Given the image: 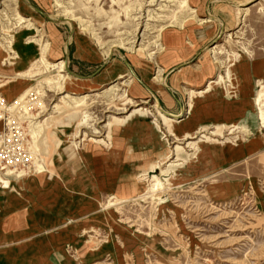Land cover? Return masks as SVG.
Listing matches in <instances>:
<instances>
[{"label": "rangeland", "instance_id": "rangeland-1", "mask_svg": "<svg viewBox=\"0 0 264 264\" xmlns=\"http://www.w3.org/2000/svg\"><path fill=\"white\" fill-rule=\"evenodd\" d=\"M19 72L22 108L0 92V264H264V0H0V84ZM154 103L208 127L137 181L176 144Z\"/></svg>", "mask_w": 264, "mask_h": 264}, {"label": "crops", "instance_id": "crops-1", "mask_svg": "<svg viewBox=\"0 0 264 264\" xmlns=\"http://www.w3.org/2000/svg\"><path fill=\"white\" fill-rule=\"evenodd\" d=\"M234 6H235V10H236L235 11V14L238 17V21L240 22L242 20L241 18L249 12L248 9L250 7L249 8H243L244 10H242L241 7H238V5L234 4ZM207 16H209V15H207ZM212 21L213 20L211 19L210 22H212ZM205 23H209V22H203V23H199L198 22L199 25L205 24ZM229 34H234V33H229ZM181 37H182L181 34L175 35L174 41L176 43L180 42ZM188 44H190V43H188ZM213 63H215V62L213 61ZM216 63H218V62H216ZM205 65L206 66H204V65H197L198 66L197 68L195 67V68H192V69L195 72L202 70L203 67H206V68L209 69V67L207 66V64H205ZM204 70H205V68H204ZM18 75H20V76H18ZM23 75H24V73H20L19 72V73L16 74L15 77H11L10 80L5 81L4 83L0 84V88H1L0 89V92L5 93V95H7V97H11L12 95L16 94L17 95V98H18V95H20L23 92L24 89L18 91L19 89H17V87H16V84L17 83L15 84V82H14L11 85L9 83L11 82V80H14L16 77H21L22 79H24L25 76H23ZM189 75L187 76V78H188V80H191V81H196L197 78L200 77L198 74H194V73L189 74ZM206 77L207 76H205V77H203L201 79V83H199L200 84L199 85L200 86V89H193V88L187 89V92H186V94H187V99H186L187 111L184 113V115L190 114L191 110L193 109V104H194L195 99H198V98H201V97H204L205 95H207L209 93V90L212 89V88H214L216 85L220 84L221 83V80H222V76L220 74H218L215 79H210L208 81L205 80ZM7 84H8V86H7ZM190 91H194L196 94L193 95V96H191ZM155 105L158 107V105L156 103H155ZM157 109L159 110V107ZM210 109L212 110V108H210ZM159 111H160V113L158 115H156V116H157V119H159L161 121V125L160 126L156 125L157 126V129L159 128V130L162 131V133H163L164 136H171V137H173L174 138V141L176 142V144L169 151V154H171V157H169V154H167L164 158H161L160 161L153 162L146 169L141 170V172L138 175L135 176V179H137V181H140L142 179V177H144L147 174V170H149V169L152 170L154 168H157L156 167L157 164L159 165V163L160 164L164 163V161H162L164 159L165 160L173 159V163H174V161H178V158H174L172 153H175V152H178L179 153L180 149L184 151V148H188L189 145H187V144L185 146H182L183 141L186 140V139H193V138H195L196 137V134L198 132L203 131L204 129H206L205 127L208 124V123H205L203 125H199V126H196L195 128H191L190 129V124H191L190 123V121H191V118L190 117L191 116H187L186 118H183L184 115H181V113H179V114H170V113L163 112L161 110H159ZM138 113H140V112L135 111V112L128 113L126 116H124V118L122 120H119V122H116V126H119V125L125 123L129 118H131L133 115L138 114ZM162 115L163 116H167V117L173 119V122H167V121H165L164 118L162 117ZM181 118H183V119H181ZM175 125H181L183 127L182 128V131H181L182 132V135L181 136H179V135L176 134V132L174 130ZM222 130H223L222 126H217L214 130H212L210 132V135L213 136V137L214 136L221 137ZM123 131H124V129H123ZM143 133L144 134H151V133L152 134H158V130H156V128H153L152 129L151 127H148L147 129L145 128V130L143 131ZM210 140L216 141L218 139L210 138ZM255 140H256V142H264V136L262 138H256ZM68 160H71V158H69ZM220 187L223 189L222 186H220ZM122 190H123V192L127 191L128 190V186L123 185Z\"/></svg>", "mask_w": 264, "mask_h": 264}, {"label": "bare ground", "instance_id": "bare-ground-1", "mask_svg": "<svg viewBox=\"0 0 264 264\" xmlns=\"http://www.w3.org/2000/svg\"><path fill=\"white\" fill-rule=\"evenodd\" d=\"M260 2V1H259ZM56 3H57V1H56ZM183 3V2H182ZM185 5H186V3H184ZM259 4V3H258ZM261 5V4H260ZM189 8V7H188ZM190 9V8H189ZM242 10H244V9H242ZM249 10V9H248ZM191 11L193 12L194 11V9H191ZM196 11V10H195ZM194 13V12H193ZM4 15V14H3ZM2 15V16H3ZM5 16V15H4ZM8 17V16H7ZM17 20H18V22L19 23H29V20L30 19H28V18H25V17H22V16H20V15H17ZM215 17L214 16H208V17H206L205 19L204 18H197L196 20L199 22V23H203V22H210L211 21V19H214ZM73 19V18H72ZM193 19V17L191 16H188V17H184L183 19H181L180 20V24H179V26L181 25V23L182 22H185V21H188V20H192ZM194 20V19H193ZM30 24V23H29ZM27 26V25H26ZM174 25H167L166 27H164L163 29H166V28H169V27H173ZM31 27V26H30ZM29 27V28H30ZM163 29H160V31H162ZM229 38H230V35H229ZM9 43H10V41H9ZM46 44V43H45ZM45 46V45H44ZM137 50H141V51H143V49L142 48H137ZM215 50H217V46H214L213 48H211V50H210V52L211 53H215L214 51ZM11 51V50H10ZM38 58H40V60H41V62H43V63H45V64H49V62L47 61V59H45L44 58V56H43V54H41V57H38ZM61 60V59H60ZM215 63L217 62V61H214ZM62 64V67L63 68H66V63L65 62H62V61H59V62H57V63H51L50 65L53 67V68H57L58 66H60ZM34 64L33 63H31L30 64V68L33 66ZM46 65V66H47ZM27 69L26 70V73H28V74H30L31 72V69ZM161 70V69H160ZM65 71H66V69H65ZM25 73V75H23V76H25V77H29L30 75H28V74H26ZM57 74V73H56ZM55 74V75H56ZM66 74V73H65ZM18 76H20V75H18ZM63 76V75H62ZM60 77H61V75H60ZM130 77V76H129ZM62 78H64V77H62ZM47 79V78H46ZM50 79V78H49ZM58 79H59V77H58ZM62 80V79H61ZM7 81V80H6ZM52 81H54V80H52ZM50 82H51V80H50ZM60 83H61V81H60ZM120 84V83H119ZM114 85H112V86H110L108 89H111L112 90V87H113ZM261 86H263V84L261 85ZM115 88V87H114ZM30 89H25L19 96H18V98L9 106V109H7V110H11V109H14V108H18V109H21L22 107L21 106H23V104H25L24 102H23V99H24V97H25V95L28 93V91H29ZM110 93V92H109ZM112 93V92H111ZM190 94H191V96H193V95H195L196 93L194 92V91H190ZM64 97H66V96H64ZM82 97H83V95H82ZM84 98V97H83ZM264 98V87H262V89H260L259 91H258V93H257V96H256V99H255V101L256 102H260V101H262V99ZM0 100H2L1 98H0ZM4 102V101H3ZM155 104V103H154ZM259 104V103H258ZM7 105V104H6ZM1 110V109H0ZM64 110V107H60L59 109H58V112L59 111H63ZM5 111V110H4ZM13 111V110H12ZM15 111V110H14ZM6 112V111H5ZM17 112V111H16ZM15 114V113H14ZM1 115V114H0ZM162 117L164 118V120L165 121H167V122H173V119H171V118H169V117H167V116H163L162 115ZM260 117H261V121H262V126L264 127V101H262V104H261V106H260ZM44 125H43V123L41 124V125H39V126H37L38 127V131L37 132H35V134H36V136H38V132L40 133V127L42 128ZM46 128V127H45ZM44 132V131H43ZM34 134V133H33ZM42 135V134H41ZM35 139H37V138H35ZM7 175L9 174V173H6ZM1 180V179H0ZM160 186H161V182L158 180V177H155V182L151 185V189L152 190H155V189H158V188H160ZM157 199V198H156ZM117 203V202H116Z\"/></svg>", "mask_w": 264, "mask_h": 264}, {"label": "built area", "instance_id": "built-area-1", "mask_svg": "<svg viewBox=\"0 0 264 264\" xmlns=\"http://www.w3.org/2000/svg\"><path fill=\"white\" fill-rule=\"evenodd\" d=\"M0 108H1V102H0Z\"/></svg>", "mask_w": 264, "mask_h": 264}]
</instances>
